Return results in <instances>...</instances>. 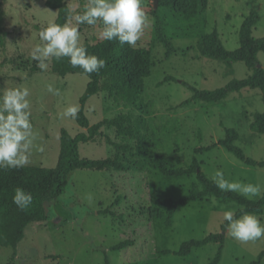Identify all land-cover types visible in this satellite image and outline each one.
I'll list each match as a JSON object with an SVG mask.
<instances>
[{"label":"rangeland","instance_id":"1","mask_svg":"<svg viewBox=\"0 0 264 264\" xmlns=\"http://www.w3.org/2000/svg\"><path fill=\"white\" fill-rule=\"evenodd\" d=\"M67 3L74 15L82 10L85 0ZM142 8L150 23L136 48L151 51L153 66L150 76L134 73L133 79L145 101V118L156 140L150 154L160 156L170 168L186 167L197 157L210 178L216 169H222L228 179L264 185L263 167L248 166L221 146L210 152H195L224 138L226 128H234L240 134L237 144L246 155L263 161L264 134L251 128L254 115L264 111L259 89H244L217 103L196 101L180 106L192 96L184 83L200 90H215L232 79H245L252 74L243 62L202 56L198 44L217 31L228 50L238 49L241 25L252 10L261 14L253 34L264 38V0H208L207 10L195 21L176 16L159 0H142ZM57 15V10L46 6V0H0V87L22 84L30 89L37 143L45 148L43 153L33 150L26 166L55 167L61 131L65 129L72 136L86 131L76 119L61 118L60 113L71 104L81 108L80 99L90 79L84 74L61 77L52 72V62L42 71L30 57L32 48L39 43V30L55 21ZM159 26L175 46L171 56H167L158 39ZM80 31L82 43L102 41L99 26L80 25ZM258 60L264 68V52ZM166 78L170 80L160 85ZM48 84L59 89L60 95L48 93ZM132 110L106 91L91 97L86 105L92 125ZM108 138L135 147L134 140L104 127L95 141L80 144L81 156L94 160L113 157L115 148L107 143ZM196 185L201 188L196 175L171 179L156 171L75 170L66 191L45 203L47 220L29 225L17 248L0 247V264H107L106 260L109 264H207L219 244L195 248L187 257L161 252L177 251L185 241L221 232L223 211L237 212L240 206L207 197L179 209L169 230L154 216L158 200L180 199ZM257 216L264 221V211ZM128 240L133 246L111 250ZM263 251L264 238L240 243L227 235L220 264H250Z\"/></svg>","mask_w":264,"mask_h":264},{"label":"trees","instance_id":"2","mask_svg":"<svg viewBox=\"0 0 264 264\" xmlns=\"http://www.w3.org/2000/svg\"><path fill=\"white\" fill-rule=\"evenodd\" d=\"M161 4L171 9L176 16L188 21L197 20L208 8V0H159ZM46 6L57 10L55 20L64 24L72 11L67 0H46ZM261 21V14L252 10L244 19L240 32V46L230 51L226 48L217 31L206 35L198 44L202 56L221 61L243 62L252 71L245 79H232L224 87L215 90H200L188 86L192 96L181 103L180 106H189L196 101L217 103L226 99L230 94L244 89H259L264 102V68L259 66L258 55L264 52V38H257L253 31ZM39 28V27H38ZM40 29V28H39ZM158 39L167 50V56L175 51L172 41L166 36L163 27L157 29ZM89 54L96 55L106 61V67L100 72L91 74L90 82L80 99L81 108L76 118L77 124L85 132L72 136L67 130L61 131V146L58 163L53 168L41 166H25L20 169H0V247L17 248L25 237L26 229L32 223L46 221L45 203L59 198L69 185V178L75 170H91L96 172H145L156 171L167 178H180L196 175L197 185L180 199H160L157 201L158 212L154 216L161 221V226L169 230L174 225V219L179 209L186 208L193 203L203 201L207 197H215L225 203H234L255 215L264 211V198L259 200H246L234 192H221L212 179L202 170L201 162L197 157L186 167L170 168L164 164L161 157L150 154L156 140L145 118V101L137 84L134 82V73L141 77L150 76L153 66L151 51L147 48L121 46L117 41H99L96 43H83ZM53 73L65 77L68 74H83L79 68H73L67 58L52 60ZM170 79L166 78L164 82ZM106 91L116 102L132 107V111L119 114L112 119H105L91 124L86 114L88 100ZM136 110L138 113H135ZM104 127L114 128L119 136L135 141V147L129 143H117L110 138L107 143L115 148L113 157L94 160L84 158L80 154V144L96 140ZM254 132L264 134V111L254 115L251 125ZM226 136L208 147L196 149V154L210 152L217 147H223L235 155L248 166L263 167L264 160L257 161L248 157L245 151L237 144L240 134L234 128L225 129ZM23 188L33 195V203L25 210H20L13 202L15 188ZM240 214V209L236 212ZM226 222L221 226V232L210 234L200 240H189L181 244L177 251H163L165 254H175L178 257L190 256L195 248L210 244H219L220 247L214 258L207 264H220L223 258V248L226 243ZM167 241V237L164 239ZM133 246L132 241H123L111 247L112 251H121ZM264 251L250 264H262ZM109 264V261L106 260Z\"/></svg>","mask_w":264,"mask_h":264},{"label":"clouds","instance_id":"3","mask_svg":"<svg viewBox=\"0 0 264 264\" xmlns=\"http://www.w3.org/2000/svg\"><path fill=\"white\" fill-rule=\"evenodd\" d=\"M149 19L142 8V0H85L81 11L69 15L64 24L54 20L41 27L39 43L30 52L42 71L48 69L52 60L67 58L73 68H79L89 78L106 67V61L88 53L81 40L80 25L100 27L98 36L104 41H117L121 46L136 47L149 26ZM46 90L55 96L60 90L52 84ZM30 89L22 84L14 87H0V169H20L30 164L33 150L43 153L45 148L37 143L38 133L32 123ZM80 111L79 105L71 104L61 118L75 120ZM221 192H234L246 200L264 198V185L228 179L222 169H216L211 177ZM12 202L25 210L33 203V195L23 188H15ZM226 234L235 241L247 243L264 238V221L240 208L237 216L233 210H224Z\"/></svg>","mask_w":264,"mask_h":264},{"label":"water","instance_id":"4","mask_svg":"<svg viewBox=\"0 0 264 264\" xmlns=\"http://www.w3.org/2000/svg\"><path fill=\"white\" fill-rule=\"evenodd\" d=\"M158 2V0H156ZM260 66V65H259Z\"/></svg>","mask_w":264,"mask_h":264}]
</instances>
